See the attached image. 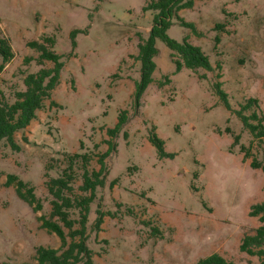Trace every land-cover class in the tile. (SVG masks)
<instances>
[{
    "label": "rangeland",
    "instance_id": "obj_1",
    "mask_svg": "<svg viewBox=\"0 0 264 264\" xmlns=\"http://www.w3.org/2000/svg\"><path fill=\"white\" fill-rule=\"evenodd\" d=\"M149 1L0 0V37L14 52L0 70L6 97L39 68L28 41L53 37L63 63L45 107L15 134L20 150L0 143V263L36 264V246L60 245L37 219L50 210L44 165L58 164L66 152H86L90 168L98 169V156L109 146L105 185L88 215L86 243L96 264H195L212 253L234 264L258 261L239 245L259 224L249 210L263 200L264 173L238 148L250 146L251 155L264 160V141L243 128L235 110L253 97L264 114V0H193L173 14L165 36L199 47L211 69L176 71L172 50L157 37L154 70L138 93L147 71L139 43L156 15L146 9ZM73 29L78 31L72 37ZM25 56L34 59L25 64ZM121 111L126 121L117 127ZM152 128L169 155L159 156L149 142ZM235 134L240 139L230 149ZM9 172L36 186L40 211L3 185ZM99 202L104 217L95 231Z\"/></svg>",
    "mask_w": 264,
    "mask_h": 264
},
{
    "label": "trees",
    "instance_id": "obj_2",
    "mask_svg": "<svg viewBox=\"0 0 264 264\" xmlns=\"http://www.w3.org/2000/svg\"><path fill=\"white\" fill-rule=\"evenodd\" d=\"M193 0H151L147 3L146 9L153 10L156 15L154 25L150 30L147 39H141L139 43L138 58L142 62L145 70L142 80L137 84V91L141 93L150 81V73L154 70L153 57L157 54L155 40L157 37L163 39L166 46L172 50L171 56L175 63L176 71L182 66L190 69L204 67L211 69L207 57L200 48L184 40L182 43L169 39L165 36L164 29L170 24L173 14L183 8L191 7ZM78 30L73 29V37ZM54 38L44 35L40 40H30L27 45L34 49L38 56L34 59L25 56L23 62L28 64L35 60L39 68L35 72L26 73L23 77V87L16 90L12 97L7 98L0 90V143H5L12 151H19L20 146L15 140V134L23 131L32 120L37 117V112L45 107V100L51 98L53 91L60 82L63 63L60 55L53 49ZM74 44V42H73ZM0 70H2L13 57L14 52L6 37H0ZM49 61L52 66L47 67L44 63ZM149 69V70H148ZM151 70V71H150ZM214 88L220 95L221 100L227 108V94L221 89L220 83L216 82ZM51 105H55L53 100ZM245 111H251L245 114ZM125 111L119 114L117 127L126 121ZM244 129L253 138L264 141V114L260 111L258 100L253 97L247 98L246 102L240 104L235 110ZM116 127V128H117ZM108 129V132H111ZM227 132H230L226 128ZM233 136V135H232ZM239 134L233 136L231 149L238 143ZM149 142L155 147L159 156L169 155L164 149V140L160 138L155 129L152 128L148 136ZM108 150L98 156L99 168H90V155L86 152H66L63 159L58 164L44 165V188L47 195V202L50 210L48 216L39 215L37 219L41 222V227L49 233H54L60 240L57 248L38 245L35 247L34 260L36 264H96L92 255V250L87 246V226L90 205L96 199V192L103 188L107 176V168L104 162L108 156ZM238 152L244 157H251L250 166L261 169L264 173V160H258L250 153V146L241 144ZM264 152V147H263ZM77 180L79 184H77ZM116 180H112L109 186L112 187ZM5 187L12 186L16 195L25 201L34 212L42 209L43 202L36 193V186L28 180H23L16 173H7ZM98 203L96 217L93 223L95 231L100 230L103 222L104 212ZM77 212V217L73 213ZM249 215L257 217L259 224L245 233L239 245V250L248 255L256 256L258 261L254 264H264V186L263 200L251 205ZM67 229V232H65ZM152 233H160L156 227H152ZM68 237L70 240L68 241ZM0 264H16L9 260H4ZM20 264H30L22 262ZM195 264H234L226 260L218 253H212L207 257L200 258Z\"/></svg>",
    "mask_w": 264,
    "mask_h": 264
}]
</instances>
